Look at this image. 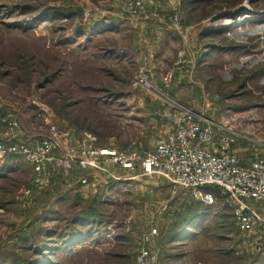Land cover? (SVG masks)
<instances>
[{"label": "rangeland", "instance_id": "374dc122", "mask_svg": "<svg viewBox=\"0 0 264 264\" xmlns=\"http://www.w3.org/2000/svg\"><path fill=\"white\" fill-rule=\"evenodd\" d=\"M129 1L0 0V142L34 143L54 125L79 147L88 133L97 148L146 152L180 105L230 128L245 158L263 149L264 0H143L137 15ZM158 16L178 28L171 64L150 33ZM144 39L150 57L137 51ZM70 172L33 192L30 165L0 158V264H134L143 247L157 264H264V226L241 232L221 190H205L206 205L139 178L75 204Z\"/></svg>", "mask_w": 264, "mask_h": 264}, {"label": "built area", "instance_id": "2783aa9c", "mask_svg": "<svg viewBox=\"0 0 264 264\" xmlns=\"http://www.w3.org/2000/svg\"><path fill=\"white\" fill-rule=\"evenodd\" d=\"M142 5L143 0H130L128 9L137 15ZM174 77V70L168 72L163 79L165 86L170 87ZM165 113L171 128L150 151L97 148L92 145L96 138L88 133L79 147L53 125L50 135L36 143L13 138L0 142V158L16 156L30 165L33 192L49 189L52 172L57 170L93 171L110 182L121 183L131 179L122 176L123 172L140 169L143 177L159 176L173 189L188 190L206 205H212L214 199L205 190H221L234 203L235 222L243 233L264 226V148L255 151L253 161L245 164L235 151L237 134L227 126H219L217 133L214 124L180 105ZM7 120L10 128L16 126L13 115ZM157 235L154 229L145 241ZM157 262V256L143 247L134 264Z\"/></svg>", "mask_w": 264, "mask_h": 264}, {"label": "crops", "instance_id": "0c3cea01", "mask_svg": "<svg viewBox=\"0 0 264 264\" xmlns=\"http://www.w3.org/2000/svg\"><path fill=\"white\" fill-rule=\"evenodd\" d=\"M159 17V16H158ZM158 26L155 28V26H152L150 29V33H158L160 35V41H164L167 45V49L163 50V53L160 56H166L167 59H169V63L171 64V60L175 59L177 47H175V40L177 33H178V28L176 26H172L171 21L170 23H167L166 25L162 22V19L159 17L158 18ZM154 25V24H153ZM156 25V24H155ZM145 34H147V31H145ZM141 49V56L142 57H150L151 52L155 50V47L151 43V40L149 39H144L143 42H140V45L137 46V51ZM165 54V55H163ZM124 55V54H123ZM129 56V54H127ZM137 56H140V53H137ZM166 60H164L165 62ZM178 73V72H177ZM176 78H178L180 75L175 74ZM198 116L202 117L201 115L197 114ZM203 118V117H202ZM205 120V118H203ZM207 122H210L209 120H206ZM217 133L219 132L218 126L216 127ZM238 137V136H237ZM238 138L236 141L235 145V151H236V146H238ZM260 143V142H257ZM264 148V147H263ZM111 149V148H110ZM114 149V148H112ZM262 150V149H260ZM237 153V152H236ZM239 158L241 159L242 162L245 164H250L253 161V155L251 157L245 158L242 156L243 154L237 153ZM72 175V185H73V191H72V198L73 201H75V204L77 202H84V201H92L93 203H97L99 200V196L97 195V191L103 192L105 189V192L112 193L113 191H117L118 189H122V186H125L124 183L128 181H136L139 178H146L147 181H150L151 183L156 182L157 187L162 188L164 192L168 193L171 189V186L167 184L162 178L159 176H153V177H143L142 176V171L140 169H137L135 171H126L123 172L121 175L126 176L127 178H131L130 180L117 183V182H110L111 184L107 183L101 174L94 173L93 171H85L82 172L78 169L73 170L70 172ZM65 175H69L68 172H62L61 178H57L56 182L59 183V185L65 183ZM129 176V177H128ZM69 177V176H68ZM125 177V178H126ZM86 179L85 183H82V180ZM170 187V189H169ZM119 191V190H118ZM62 201H67L66 198H64ZM108 202H110L108 200ZM101 203H105L107 205V201L104 199H101ZM164 204H161L160 207H158L155 212L161 213L165 207H163ZM78 206V205H77ZM161 209V210H160ZM154 212V213H155ZM163 215V214H162ZM147 217V216H146ZM158 217V216H157Z\"/></svg>", "mask_w": 264, "mask_h": 264}, {"label": "trees", "instance_id": "16d2710c", "mask_svg": "<svg viewBox=\"0 0 264 264\" xmlns=\"http://www.w3.org/2000/svg\"><path fill=\"white\" fill-rule=\"evenodd\" d=\"M210 190L218 191V189H210ZM185 229H187V228H185ZM185 229H184V230H185Z\"/></svg>", "mask_w": 264, "mask_h": 264}]
</instances>
